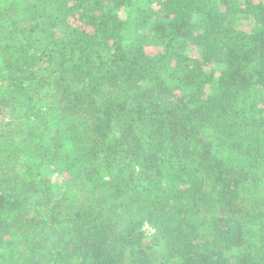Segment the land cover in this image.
<instances>
[{
    "label": "trees",
    "instance_id": "1",
    "mask_svg": "<svg viewBox=\"0 0 264 264\" xmlns=\"http://www.w3.org/2000/svg\"><path fill=\"white\" fill-rule=\"evenodd\" d=\"M0 264H264V0H0Z\"/></svg>",
    "mask_w": 264,
    "mask_h": 264
},
{
    "label": "rangeland",
    "instance_id": "2",
    "mask_svg": "<svg viewBox=\"0 0 264 264\" xmlns=\"http://www.w3.org/2000/svg\"><path fill=\"white\" fill-rule=\"evenodd\" d=\"M145 229H146V227H145ZM146 231H149V229L147 228Z\"/></svg>",
    "mask_w": 264,
    "mask_h": 264
}]
</instances>
